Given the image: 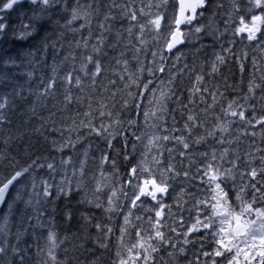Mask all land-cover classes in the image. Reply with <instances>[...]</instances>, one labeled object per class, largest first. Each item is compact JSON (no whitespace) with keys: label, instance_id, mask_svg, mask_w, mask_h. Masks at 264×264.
<instances>
[{"label":"snow or ice","instance_id":"1","mask_svg":"<svg viewBox=\"0 0 264 264\" xmlns=\"http://www.w3.org/2000/svg\"><path fill=\"white\" fill-rule=\"evenodd\" d=\"M169 3L0 0V41L32 42L0 61V264H84L73 253L113 238L111 264H264V0H246L227 43L247 44H220L209 72L203 40L221 41L240 0L223 31L219 0Z\"/></svg>","mask_w":264,"mask_h":264},{"label":"trees","instance_id":"2","mask_svg":"<svg viewBox=\"0 0 264 264\" xmlns=\"http://www.w3.org/2000/svg\"><path fill=\"white\" fill-rule=\"evenodd\" d=\"M213 2L215 3V0H213ZM219 3L222 5V7L219 8H213L212 11L215 12V16H214V20L216 23V26L223 31L226 22L229 19L228 14L232 12V4H231V0H219ZM27 4L24 5V7H28ZM246 0H240V8L239 10L233 14V21L232 24L230 26V30L229 32H226L224 34V36L221 38V41L216 42L215 44L213 43V38L212 37H205L203 40V43L207 45V47H205L200 56H199V63H203L204 68L203 71L204 72H209L210 71V61L211 59H213V52H219L220 51V44H223L224 47H233V50L235 52H239L241 48H244L245 45L247 44V41H245L244 43H240L239 42V36L236 37L237 39V43L235 45H229L227 43V41L233 39L232 33H231V28H235L237 26H239L238 21L235 19V17L237 16H244V20L245 23L249 22V16L245 14L244 9L246 8ZM172 11H174L173 9V5L171 3H169V13H171ZM169 13L165 14V22L168 20L169 18ZM199 13V11H198ZM15 14V15H14ZM253 14H259V11L257 10L256 12H254ZM7 15L10 16L11 18V22H15L16 21V12H12V13H8ZM211 15V12L206 11L205 12V16H209ZM83 23V20H79V21H75L73 23V27H79V25ZM95 23L96 21H93V28H95ZM194 23H200V24H204L207 23V21L205 19H199L198 21H194ZM163 31V24H162V29ZM83 31V30H81ZM86 34V33H85ZM241 35H246V34H241ZM68 39H72V33L68 34ZM200 42H197L196 46H199ZM32 42L28 41V42H17V41H9L7 38H5L4 40L0 41V61H2L5 57L10 56V55H16L19 56L20 52L23 49H27L31 46ZM181 50L184 52H188L189 48L185 47L184 45L180 46ZM249 51V55L251 56L252 50L251 48L247 49ZM12 51V52H11ZM48 63L51 64L52 63V59L51 57L48 58ZM188 63H192V57L189 56L188 57ZM230 70V71H229ZM9 71H12V69H9ZM49 69H44V74L47 76L49 74ZM247 71H248V66L246 65V71H245V76H247ZM221 72L225 75H229L230 80L232 82H235L238 78H239V74L237 71V67L236 64L234 62H230L227 65V68H221ZM63 73V70H61V74ZM21 80V82H23V80L25 78L20 77L19 78ZM206 80L209 79V77H205ZM217 80H219V77H216ZM190 85V81L186 78L184 80V86L187 87ZM231 95H229V99H231ZM115 143V142H114ZM102 146V145H101ZM119 146V145H117ZM43 154V153H40ZM96 153L93 152L92 155H95ZM18 159H20V162L23 164L25 162L26 157L21 156L18 157ZM37 176H44L46 177V171L45 170H38L36 173ZM57 179H59V177H57ZM226 191L228 190L227 188L225 189ZM230 197L232 195V193H229ZM78 199V196H74L71 202V205L75 207V210H77L78 212H88L90 215L94 214L96 216L97 219L103 221L104 223H107V220L104 217V214L102 212V210L100 209H90L89 207H84V206H79L76 204V201ZM58 209L60 207H63V202H59L57 205ZM56 221H57V230L59 231V233L61 235L67 233V234H72V233H80V226H81V221L79 220L78 215L73 217V220L70 223H65L64 220L61 218L60 215L56 216ZM95 223V221H93ZM119 223V221L117 220V224ZM89 234L95 236L96 235V230L94 228H89L88 229ZM41 235H46V230H41ZM82 234V233H81ZM118 235V233H117ZM26 239H29V242H31L30 238L25 237ZM41 244L44 243L43 240L40 241ZM78 243V241H77ZM61 247H71L70 244H65L62 245ZM87 247L89 249H92L91 253L85 252L83 254H78V253H73V255H79V260L83 261L84 264H87L88 261L91 260H96L97 264H111L112 259H114L113 256V252L115 251V239L113 238V240L109 241V249L108 250H104V249H99V248H93V245L91 243H89L87 245ZM58 255L61 256V258L63 257V254L58 250ZM98 258V259H97ZM33 264H35V258H33Z\"/></svg>","mask_w":264,"mask_h":264},{"label":"rangeland","instance_id":"3","mask_svg":"<svg viewBox=\"0 0 264 264\" xmlns=\"http://www.w3.org/2000/svg\"><path fill=\"white\" fill-rule=\"evenodd\" d=\"M167 202H169V203L171 202V197L168 198ZM180 264H184V262L181 261Z\"/></svg>","mask_w":264,"mask_h":264},{"label":"bare ground","instance_id":"4","mask_svg":"<svg viewBox=\"0 0 264 264\" xmlns=\"http://www.w3.org/2000/svg\"><path fill=\"white\" fill-rule=\"evenodd\" d=\"M27 6V5H26ZM15 15V14H14ZM16 19V18H15ZM12 52V51H11Z\"/></svg>","mask_w":264,"mask_h":264},{"label":"water","instance_id":"5","mask_svg":"<svg viewBox=\"0 0 264 264\" xmlns=\"http://www.w3.org/2000/svg\"><path fill=\"white\" fill-rule=\"evenodd\" d=\"M181 27H183V26H181Z\"/></svg>","mask_w":264,"mask_h":264}]
</instances>
